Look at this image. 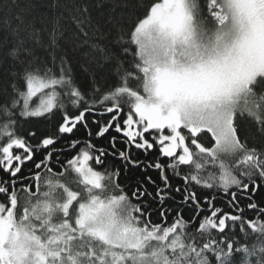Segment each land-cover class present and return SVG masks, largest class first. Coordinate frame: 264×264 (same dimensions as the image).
Masks as SVG:
<instances>
[{"label": "snow or ice", "instance_id": "snow-or-ice-1", "mask_svg": "<svg viewBox=\"0 0 264 264\" xmlns=\"http://www.w3.org/2000/svg\"><path fill=\"white\" fill-rule=\"evenodd\" d=\"M9 8L0 264H264V0Z\"/></svg>", "mask_w": 264, "mask_h": 264}, {"label": "trees", "instance_id": "trees-1", "mask_svg": "<svg viewBox=\"0 0 264 264\" xmlns=\"http://www.w3.org/2000/svg\"><path fill=\"white\" fill-rule=\"evenodd\" d=\"M117 3L120 4L121 6H125L128 5L130 3V0H117ZM8 4V0H3V5ZM3 5H0V10H4L3 9ZM11 13V9H6L5 10V16H0V28L3 27V20L6 18L7 14ZM122 14V9L121 8H117L114 11V16L116 18V20H119L120 16ZM116 37V32H113V40H115ZM125 39H127V37H125Z\"/></svg>", "mask_w": 264, "mask_h": 264}, {"label": "rangeland", "instance_id": "rangeland-1", "mask_svg": "<svg viewBox=\"0 0 264 264\" xmlns=\"http://www.w3.org/2000/svg\"><path fill=\"white\" fill-rule=\"evenodd\" d=\"M35 99V98H34Z\"/></svg>", "mask_w": 264, "mask_h": 264}]
</instances>
